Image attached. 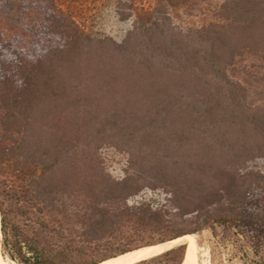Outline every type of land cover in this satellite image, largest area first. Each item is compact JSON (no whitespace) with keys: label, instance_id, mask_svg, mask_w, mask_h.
Here are the masks:
<instances>
[{"label":"trees","instance_id":"16d2710c","mask_svg":"<svg viewBox=\"0 0 264 264\" xmlns=\"http://www.w3.org/2000/svg\"><path fill=\"white\" fill-rule=\"evenodd\" d=\"M208 1L158 0L121 43L58 11L30 22L25 50L0 36V129L11 143L0 166L13 159L19 172L5 183L14 195L0 197L3 257L96 264L208 230L211 264H264V171L244 172L264 158V105L251 99L264 83V0H223L199 27L173 24L171 10L204 12ZM103 146L128 153L123 178L106 171ZM145 189L166 202L126 204ZM138 227L168 233L109 246ZM186 250L138 264H182Z\"/></svg>","mask_w":264,"mask_h":264},{"label":"rangeland","instance_id":"374dc122","mask_svg":"<svg viewBox=\"0 0 264 264\" xmlns=\"http://www.w3.org/2000/svg\"><path fill=\"white\" fill-rule=\"evenodd\" d=\"M53 1L56 4H53ZM222 1L209 0L208 4L205 5L206 11L204 12L200 11L197 7L188 11L171 10L170 16L172 22L182 29L199 27L210 20V11ZM157 2L158 0H0V36L4 41H11L21 50H25L28 48L29 42L35 34L28 29L30 22L40 20L48 12L54 13L58 11L73 20L84 33L90 35L92 38H110L117 43H121L127 33L134 28L138 21V15L144 11H152L156 7ZM247 63L245 59L242 65L246 66ZM256 92L261 93L258 94ZM251 99L256 103L260 102L264 105L263 82L259 84L255 82L253 84L251 87ZM10 144L9 141L2 138L0 129V148L9 146ZM98 156L108 174L113 178L121 179L125 176V172L128 169L129 157L126 151L113 146H103L98 150ZM6 163L5 167L0 166V197L2 199L6 198V196L10 197L14 195L5 183L12 175L17 176L19 174L16 171L17 167L13 165L15 164V160L12 159ZM252 169L264 171V158L249 162L244 168V172ZM167 197L168 195L162 189H145L139 194L130 197L126 204L135 206L147 201L157 205L165 203ZM167 233L166 230L138 227L137 233H126L111 239L109 246L116 249L123 245L140 246L162 238ZM186 235L194 236L197 241L201 240L202 245L200 246L208 251L204 255H198L197 263L206 262V264H211L208 259L210 232L204 230L199 235ZM151 264L159 263L153 262Z\"/></svg>","mask_w":264,"mask_h":264},{"label":"bare ground","instance_id":"6f19581e","mask_svg":"<svg viewBox=\"0 0 264 264\" xmlns=\"http://www.w3.org/2000/svg\"><path fill=\"white\" fill-rule=\"evenodd\" d=\"M1 223V222H0ZM1 231V224H0ZM1 242V237H0ZM179 244H187L186 255L183 260V264H199L197 263L198 255H204L208 251L203 249L197 242V239L192 235H184L175 239L167 240L164 242H158L150 245H143L132 250L120 253L113 257H109L96 264H138L144 260L161 255L170 248ZM209 255V254H208ZM209 259V258H208ZM0 264H18L8 258H4L1 253L0 243ZM206 264V262L200 263ZM209 264V263H208Z\"/></svg>","mask_w":264,"mask_h":264},{"label":"water","instance_id":"95a60500","mask_svg":"<svg viewBox=\"0 0 264 264\" xmlns=\"http://www.w3.org/2000/svg\"><path fill=\"white\" fill-rule=\"evenodd\" d=\"M179 245H182V244H179ZM179 245H177V246H179ZM177 246H174V247H172V248H175V247H177ZM172 248H170V249H172ZM170 249H169V250H170Z\"/></svg>","mask_w":264,"mask_h":264},{"label":"flooded vegetation","instance_id":"af4514ba","mask_svg":"<svg viewBox=\"0 0 264 264\" xmlns=\"http://www.w3.org/2000/svg\"><path fill=\"white\" fill-rule=\"evenodd\" d=\"M53 4H56V3L53 1Z\"/></svg>","mask_w":264,"mask_h":264}]
</instances>
